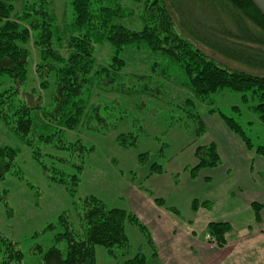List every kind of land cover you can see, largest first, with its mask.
<instances>
[{
    "label": "trees",
    "instance_id": "16d2710c",
    "mask_svg": "<svg viewBox=\"0 0 264 264\" xmlns=\"http://www.w3.org/2000/svg\"><path fill=\"white\" fill-rule=\"evenodd\" d=\"M67 3L69 13L60 19L54 0H0V123L32 149V158L49 181L64 186L71 183L75 186L73 190L78 187L76 173L71 176L56 165V160H70L47 153L53 159L47 162L41 145L52 144L58 138L56 146L70 154L83 156L94 150L95 146H86L80 138L69 142L63 136L66 130L77 129L83 120L90 126L95 117L102 119L99 110L103 104L91 101L93 89L137 94L138 98L142 92L160 97L163 94L160 85L169 80L189 91L190 94L180 92L181 103L172 104L171 108L185 110L197 118L199 135L207 130L197 105L207 103L210 114L219 115L247 150L264 159V144H255L236 118L212 106L215 94L229 88L240 92L242 101L264 122V15L251 0H192L193 5L201 6L202 24L193 17L189 21L183 0H67ZM190 23L203 33V39ZM198 40L208 53L196 46ZM30 44L38 60H33ZM103 48L108 49V60L98 57ZM141 55L148 64V74H126L130 63ZM215 55L239 66H226ZM30 66L32 72L35 68L39 90L29 89V83L35 81L33 73L29 77ZM29 96L36 97L35 103L28 102ZM235 108L240 112L241 108ZM136 137L133 132H121L117 142L127 147L135 143ZM19 153L15 146L0 147V179L13 174L26 180L18 165ZM194 154L195 164L186 166L193 178L202 170L220 167L224 161L215 141L197 146ZM83 161L73 163L82 169ZM151 166L147 177L165 170L157 161ZM144 182L138 183L139 188L159 206L180 214L177 206H169L165 198L155 196ZM75 203L81 207L78 214L82 232L73 229L67 215L61 217L67 229L58 238L66 239L67 246L61 249L53 245L47 250L39 246L43 251L41 264H97L98 245L109 252L121 246L129 252L132 247L128 224L145 235L150 252L140 249L126 257L123 264H164L158 257L152 234L135 212L110 206L94 195H85ZM212 205L211 200L195 198L191 209L196 212L200 206ZM252 207L260 221V203L253 202ZM47 228H55V224L52 222ZM207 233L211 237L209 242L223 248L233 226L230 221H211ZM18 247V242L0 234L3 253L0 264H25L24 252Z\"/></svg>",
    "mask_w": 264,
    "mask_h": 264
},
{
    "label": "rangeland",
    "instance_id": "374dc122",
    "mask_svg": "<svg viewBox=\"0 0 264 264\" xmlns=\"http://www.w3.org/2000/svg\"><path fill=\"white\" fill-rule=\"evenodd\" d=\"M183 1L184 6L188 8L186 15L189 21L193 17L202 24L201 6L193 5L192 0ZM54 6L60 19L66 12L69 13L67 0H54ZM190 26L196 29L191 23ZM195 31L203 39V33L197 29ZM201 42L200 40L195 42L196 46L208 53ZM30 47L34 55L33 60H38L36 50L31 44ZM108 56L107 48H103L98 53L100 59L107 58L108 60ZM215 57L231 68L239 66L218 55ZM29 69L31 79L35 68L33 72L31 66ZM125 71L126 74H148L149 67L145 64V57L142 55L136 57L135 62L130 63ZM33 79L35 81L29 83V89H38L35 73H33ZM165 82L166 85L163 83L160 85L163 89L160 97H151L149 93L142 92L141 97L138 98L137 94L120 95L118 92L109 93L105 90L93 89L91 101L103 104L99 110L102 119L95 117L91 120L90 126L83 120L77 129L63 132L64 138L69 142L80 138L86 146H95L91 153L83 156L70 154L68 150L56 146L59 142L58 138L52 144L41 145L46 153L47 162L53 161L47 153H52L57 157H67L70 160L67 162L56 160V165L65 169L71 176L76 173L79 177L76 190H73L75 186L72 187L71 183L64 186V184L49 181L44 171L32 158V149L27 144H23L17 134L7 125L0 123V147L7 144L20 149L18 165L26 178L25 180L17 175L8 174L5 179H0V234L18 242L20 250L24 252L25 264H41L43 251L39 250V246L43 250L53 245L61 249L66 248L67 240L58 238V235L67 229L61 217L67 215L73 229L82 232L78 214L81 207L75 202L79 203L85 195L97 196L113 207L126 208L128 202L125 201L124 194L130 182L135 180L139 183L147 179L153 162H159L165 170L172 168L170 170L176 173L175 168L193 166L196 162L194 154L196 147L211 141L219 144L225 164L220 165L218 169H205L203 174L211 175L212 179L203 186L202 181L198 179L197 182H192V178L187 176L189 172H183L179 175L183 192H173L171 191L173 188H166L162 185L166 181L170 182L171 178L167 171L164 172L163 178L159 175H152L146 184L156 189L155 193L158 195L165 194L168 202L178 207L182 219L185 220L193 216L191 203L194 198L210 193L212 186L214 191L207 194V197L216 200L217 195L218 207L211 213L216 216L219 214V218H222L224 213L231 209L227 200L221 198L223 190L234 183H243L253 163L249 153L252 151L247 150L243 141L227 129L219 115L208 112L207 103L197 105L207 130L204 135H199L197 118H193L185 110L174 111L171 108L172 104L181 103L180 92L190 94L189 91L172 80ZM241 95L240 92L229 88L223 89L215 94L212 106L221 109L227 116L236 118L255 144H264V122L242 101ZM171 98L172 100H169ZM35 99V96H29L28 102L35 103ZM106 103L109 105L104 106ZM235 107L241 108L240 112ZM127 131L133 132L137 137L135 143L124 147L117 142V136ZM253 153L255 154L254 151ZM81 159L84 160L83 167L78 169L73 162L81 163ZM255 161V167L261 168L264 172L262 160L256 158ZM227 173L231 176L224 175ZM67 179L70 180L69 177ZM160 179L164 180L161 181L162 184L159 183ZM173 198L176 199L173 200ZM52 222L55 228L48 229L47 225ZM199 222L196 226H200ZM238 224L240 222L235 221L236 228H239ZM127 234L130 236L131 251L126 252V248L121 246L109 252L107 248L98 245L96 247L97 264H123L126 257L140 249L150 252L145 235H142L133 224L127 225ZM2 257L3 253L0 252V261Z\"/></svg>",
    "mask_w": 264,
    "mask_h": 264
},
{
    "label": "crops",
    "instance_id": "0c3cea01",
    "mask_svg": "<svg viewBox=\"0 0 264 264\" xmlns=\"http://www.w3.org/2000/svg\"><path fill=\"white\" fill-rule=\"evenodd\" d=\"M218 147L220 150L219 144ZM249 153L253 163L243 183L230 185L231 187L223 190V197L220 196L231 205V209L224 213L222 218H219V214L216 216L211 213L218 207L217 195L216 200L207 197V194L214 191L213 186L210 188V193L198 195L202 200H211L212 207L200 206L198 211H192V217L185 220L182 219L181 214H175L166 207L159 206L153 197L139 188L135 180L130 182L124 194L125 201L128 202L126 209L135 212L141 222L147 225L156 245L158 257L164 264H264V172L261 168L255 167L256 158L262 160L261 164H264V159L252 152ZM170 169L154 174L163 178L164 172L167 171L171 178L170 182L166 181L162 184L161 181L164 180L160 179L159 183L166 188H173L171 190L173 192H183L179 175L189 172L188 169L178 167L175 168L176 173ZM203 171L197 178H193L190 173L187 176L192 178V182H197L199 179L203 186L212 179L211 175L203 174ZM152 175L144 179V186L154 192L155 196L165 198L169 206H173L168 202L165 194L158 195L155 193L156 189L147 186L146 181ZM224 175L231 176L230 173ZM256 201L262 207L260 221L255 218V209L252 207L253 202ZM222 220L232 223L233 233L228 237V243L220 248L207 239V226L211 221ZM235 221L240 222L239 228L234 225ZM197 222L200 226H196Z\"/></svg>",
    "mask_w": 264,
    "mask_h": 264
},
{
    "label": "water",
    "instance_id": "95a60500",
    "mask_svg": "<svg viewBox=\"0 0 264 264\" xmlns=\"http://www.w3.org/2000/svg\"><path fill=\"white\" fill-rule=\"evenodd\" d=\"M255 4L257 9L264 15V0H251Z\"/></svg>",
    "mask_w": 264,
    "mask_h": 264
},
{
    "label": "built area",
    "instance_id": "2783aa9c",
    "mask_svg": "<svg viewBox=\"0 0 264 264\" xmlns=\"http://www.w3.org/2000/svg\"><path fill=\"white\" fill-rule=\"evenodd\" d=\"M207 238H208V239H211V237H210V235H209V234L207 235Z\"/></svg>",
    "mask_w": 264,
    "mask_h": 264
}]
</instances>
